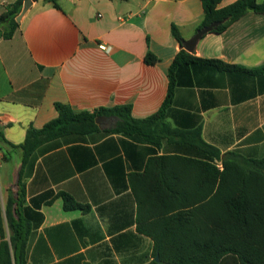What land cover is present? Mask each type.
I'll return each instance as SVG.
<instances>
[{"label":"crops","instance_id":"crops-1","mask_svg":"<svg viewBox=\"0 0 264 264\" xmlns=\"http://www.w3.org/2000/svg\"><path fill=\"white\" fill-rule=\"evenodd\" d=\"M17 1L0 0V15ZM237 1L222 0L219 8ZM57 3H33L14 37L0 40V134L15 146L30 127L42 129L58 117L57 103L76 113L129 105L136 119L155 115L183 49L173 27L187 41L204 18L202 0ZM149 53L155 64L147 63ZM190 54L243 70L184 74L186 85L176 89L165 122L181 131L201 128L203 140L222 154L263 158L264 74L254 70L264 67V15L250 12L225 32L207 34ZM116 121L103 117L99 132L46 144L33 156L23 183L26 206L41 222L29 238L27 264H150L157 256L153 236L170 228L168 242L184 239L179 224L171 226L173 216L193 211L196 221L212 212L205 205L214 179L200 164L207 159L175 139L158 145L105 134ZM161 156L186 159L154 164L144 177L149 160ZM22 161L23 151L0 135V255L10 240L6 204ZM166 180L172 191L165 190ZM64 194L80 207L67 210ZM182 200L203 201L183 209Z\"/></svg>","mask_w":264,"mask_h":264},{"label":"trees","instance_id":"trees-1","mask_svg":"<svg viewBox=\"0 0 264 264\" xmlns=\"http://www.w3.org/2000/svg\"><path fill=\"white\" fill-rule=\"evenodd\" d=\"M59 8L58 0H44ZM222 0H202L204 18L198 29L218 22L211 32L221 34L234 23L250 12L264 15V1L238 0L232 5L219 8ZM24 0L6 7L0 15V40H11L19 31L17 17L23 9ZM197 29V30H198ZM173 36L179 43L184 39L176 27ZM147 63L155 64L158 58L151 53L147 55ZM197 68H205L217 72L243 70L239 66L229 65L220 60H204L188 53L184 48L177 54L169 69V89L160 110L146 119H136L129 105L113 108H100L94 111L76 113L71 107L57 103L58 117L47 123L42 129L30 127L23 144L15 146L7 142L1 133L2 140L12 149L23 151V161L19 173L17 190L10 191L6 204V218L10 232L9 242L2 246L0 264H27V247L34 229L41 222L38 214L32 213L26 206V191L23 178L31 166L33 156L44 145H58L59 141L73 140L99 132L100 126L96 119L100 117L116 118L117 121L103 132L105 134H122L124 136H141L148 142L160 144L162 139L178 140L182 144L194 147L197 155L209 162H200L207 168V174L214 179L212 184L213 197L205 206L212 212L205 218L195 221V213L182 212L171 218L172 228L178 223L180 242L171 243L166 239L172 234L169 229L155 240V254L159 262L150 264H264V157L250 159L238 152L222 154L219 149L207 144L202 138V129L181 131L171 128L165 120L173 105L176 89L186 85L182 81L184 74L192 75ZM264 74V67L254 70ZM189 85V84H188ZM6 161L8 154L4 155ZM174 159H186L181 156L153 157L149 160L145 176H148L154 164H168ZM222 165V170L217 164ZM168 175V165H163ZM165 174V175H166ZM166 191H172V184L164 181ZM67 210L77 209L79 204L64 194ZM196 200L191 204L182 200V208L201 205ZM204 208V205L202 206Z\"/></svg>","mask_w":264,"mask_h":264},{"label":"water","instance_id":"water-1","mask_svg":"<svg viewBox=\"0 0 264 264\" xmlns=\"http://www.w3.org/2000/svg\"><path fill=\"white\" fill-rule=\"evenodd\" d=\"M37 1L38 0H24L23 9L16 19L17 22L21 21L23 14L30 8V6L33 3L37 2ZM218 25H219L218 22H215V23L211 24L210 26L198 29L196 34L190 40L183 41V48L186 51H188L189 53H193L195 51V48H196L197 44L199 43V41H201L207 34L211 33ZM101 119H103V117L96 119V123L99 126H100ZM155 261L159 262V255L156 256Z\"/></svg>","mask_w":264,"mask_h":264},{"label":"built area","instance_id":"built-area-1","mask_svg":"<svg viewBox=\"0 0 264 264\" xmlns=\"http://www.w3.org/2000/svg\"><path fill=\"white\" fill-rule=\"evenodd\" d=\"M108 50V48H106ZM221 168H222V165H221Z\"/></svg>","mask_w":264,"mask_h":264},{"label":"rangeland","instance_id":"rangeland-1","mask_svg":"<svg viewBox=\"0 0 264 264\" xmlns=\"http://www.w3.org/2000/svg\"><path fill=\"white\" fill-rule=\"evenodd\" d=\"M10 233V232H9Z\"/></svg>","mask_w":264,"mask_h":264}]
</instances>
